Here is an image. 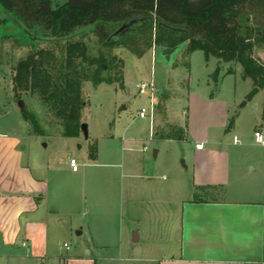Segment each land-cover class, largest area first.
<instances>
[{"label":"crops","instance_id":"0c3cea01","mask_svg":"<svg viewBox=\"0 0 264 264\" xmlns=\"http://www.w3.org/2000/svg\"><path fill=\"white\" fill-rule=\"evenodd\" d=\"M263 52H257L260 60ZM168 101L162 122L155 113L152 119L155 158L164 142L190 140L189 131L183 141L167 138L177 128L168 116ZM20 126L19 132H0V264H98L99 252L114 247L116 235H128L133 251L140 246L146 264H264V191L259 198H246L243 187L230 188L232 178L241 181L242 175L209 165L220 155L230 164L224 139L209 134L197 140L191 164L184 165L186 175L168 185L156 170L168 168L137 159L123 146L102 161L100 140L95 159L84 169L74 172L67 161L57 169L53 160L32 158L39 156L38 143L23 114ZM216 127L209 130H227V122ZM236 138L233 143L239 145ZM70 178L75 183L65 182ZM204 191L220 197L198 200ZM73 208L81 225L77 235L88 238L83 254L63 255L59 237L73 226Z\"/></svg>","mask_w":264,"mask_h":264},{"label":"rangeland","instance_id":"374dc122","mask_svg":"<svg viewBox=\"0 0 264 264\" xmlns=\"http://www.w3.org/2000/svg\"><path fill=\"white\" fill-rule=\"evenodd\" d=\"M17 5L19 3L16 1L13 6L0 4V9L16 11ZM1 24L0 132H19L22 129L20 124L23 112L33 115L38 123V131L43 135H35L28 122L30 135L36 137L39 149V156L32 155V158L39 157L51 162L53 160L58 169L63 167L64 161L70 163L74 157L84 169L83 165L91 162L90 151L98 148L100 140L102 161H105L111 151L119 150L123 146L130 149L127 153L137 159L145 157L150 165L168 168L156 170H159L161 176H165L166 183L170 185L171 181L186 175L184 165L191 164L196 141L210 134L212 137L224 139L231 157L230 164L228 158L220 155V158H211L209 165L214 164L212 166L216 169L230 167L236 170L243 179L237 181L233 177L230 188L243 187L249 193L245 195L246 198L261 196L260 192L264 191V144L256 143L255 130H263L264 134V127L260 129L261 125L264 126V91L248 98L253 84L251 80L243 78V68L239 64H219L220 61L215 58L207 60L202 51L188 55L187 42L176 47L172 53H167L163 47L152 45L151 49L139 55V50L146 49L150 42V33L145 30L129 34L127 38L119 41L122 45L105 47L102 38L91 29L80 30L69 37L52 35L50 32L36 34L31 29L30 34L36 37L31 41L29 36L16 27ZM117 29L116 26L111 27L109 33L113 34ZM73 42L85 43L89 57H105L108 65L104 64V77L116 79L122 75L120 83H83L82 97L86 106L81 115L82 123L88 126V138L81 130L78 137H65L62 121L48 109L38 94L31 89L18 90L15 84L16 69L21 61L34 56L39 60L42 55L44 67L55 73L63 64L65 48ZM261 61L264 63V52L261 54ZM119 66L123 67L122 74H119ZM218 68L220 70L215 74ZM229 70L233 72L228 73ZM152 81L156 87L155 117L162 122L161 117L166 112V103L169 100L168 116L182 131L179 135H186V131L190 133L189 141L176 144L164 142L158 158L154 156L158 150V141L150 136L152 119L150 116L139 117L141 109H150L151 100L147 95L139 94L138 87ZM20 101L24 103L23 109ZM226 122L227 130H209L214 127L218 129L216 126H224ZM112 136L114 140H111ZM234 136L239 138V145L233 143ZM134 137L138 140L132 141L131 138ZM206 146L208 148L211 145ZM65 182L75 183L73 178L65 179ZM73 193L72 191L71 195ZM186 194L187 191L184 190V195ZM217 197H220V193L214 191L200 192L197 196L198 200H212ZM230 197H233L232 194ZM75 210L77 208L72 211V228H68L59 237L63 245V255L83 254L88 238L77 235L81 225ZM65 220L67 222L68 218ZM128 240V235L126 239H120L117 235L112 237L111 243H114V247L99 252L98 264H146L143 261L145 254L140 246L134 252ZM64 243L69 246V250Z\"/></svg>","mask_w":264,"mask_h":264},{"label":"trees","instance_id":"16d2710c","mask_svg":"<svg viewBox=\"0 0 264 264\" xmlns=\"http://www.w3.org/2000/svg\"><path fill=\"white\" fill-rule=\"evenodd\" d=\"M17 2L23 9L30 7L28 0ZM41 3L47 9L43 16H50L54 32L60 33V37L91 29L102 38L105 47H111L122 45L119 41L129 34L145 30L150 33V42L146 49L139 50V55L152 45L172 53L187 42L188 55L202 51L207 60L215 58L239 64L243 78L253 84L248 98L264 91V63L257 57L258 49H264V0H41ZM132 19L138 21L119 32ZM114 26L118 29L110 34L109 29ZM43 57L36 60L34 56L19 63L16 87L38 94L62 121L63 135L78 137L83 124L81 113L86 106L82 97L83 83H120L122 75L116 79L104 77V64L108 65L105 57H89L83 42L67 45L63 64L55 73L44 67ZM121 68L118 67L119 74H122ZM23 118L30 123L35 135H43L33 115L23 112ZM180 132L178 127L172 128L167 138L185 140ZM96 154L97 148H94L90 158L95 159Z\"/></svg>","mask_w":264,"mask_h":264},{"label":"flooded vegetation","instance_id":"af4514ba","mask_svg":"<svg viewBox=\"0 0 264 264\" xmlns=\"http://www.w3.org/2000/svg\"><path fill=\"white\" fill-rule=\"evenodd\" d=\"M15 1L17 2V0H0V4L4 5L7 3L6 5H12L15 3ZM22 1L23 0H19L20 3ZM28 2L30 4V7L27 9H23L21 8V6L18 5L16 11H3L2 9H0V17L3 15H7V17H4L2 19L1 25L5 23L16 27L23 34L29 36L31 41H34L36 38L35 35L30 34L29 31L31 29H33L36 34H39V32H50V34L52 35H60V33L54 32L55 27L54 25H51V22L49 21L50 16H43V14L46 13L47 9L41 3V0H28Z\"/></svg>","mask_w":264,"mask_h":264},{"label":"built area","instance_id":"2783aa9c","mask_svg":"<svg viewBox=\"0 0 264 264\" xmlns=\"http://www.w3.org/2000/svg\"><path fill=\"white\" fill-rule=\"evenodd\" d=\"M155 90H156V87H155V83L153 81L150 83H142L138 87L139 94L147 95L151 100L150 109L143 108L139 111V117L140 118H147L148 116H150V118L153 119L154 113H155V103H154ZM255 141L258 144H261V145L264 144V134L262 133V131H255ZM236 142L237 143L239 142V140L237 138H236ZM196 148L202 149L203 145H196ZM70 165H71V168L74 172L79 171L80 164L78 163V161L76 159H71ZM65 248L67 250H69V246L67 244H65Z\"/></svg>","mask_w":264,"mask_h":264},{"label":"water","instance_id":"95a60500","mask_svg":"<svg viewBox=\"0 0 264 264\" xmlns=\"http://www.w3.org/2000/svg\"><path fill=\"white\" fill-rule=\"evenodd\" d=\"M4 17H7V15H3V16L0 17V24L2 23V19H3ZM137 21H138V19H132V20L126 22V23L121 27V29L119 30V32H122V31L128 29L129 27H131V25L135 24ZM19 104H20L21 109H23V107H24V103H23V101H20ZM81 131H82V133L85 135V137H87V138L89 137L88 126H87V124H85V123L82 124V126H81ZM154 155L156 156V154H154ZM135 236H137V234H135ZM133 241L135 242V241H137V239H136V240L134 239Z\"/></svg>","mask_w":264,"mask_h":264}]
</instances>
